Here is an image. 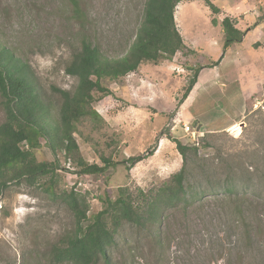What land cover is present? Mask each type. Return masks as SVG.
Returning <instances> with one entry per match:
<instances>
[{
  "label": "rangeland",
  "instance_id": "374dc122",
  "mask_svg": "<svg viewBox=\"0 0 264 264\" xmlns=\"http://www.w3.org/2000/svg\"><path fill=\"white\" fill-rule=\"evenodd\" d=\"M146 1L77 0L81 11L76 14L71 0H0V47L27 64L56 116L61 97L55 89L77 87L65 68L82 42L110 58L124 57L144 22ZM211 2L219 15L203 0H183L175 20L184 49L172 60L143 63L127 77L105 81L112 95L93 105L99 117L77 125L81 158L103 166L105 157L115 166L103 174L80 175L63 153L55 159L43 139L35 150L39 162L59 161L57 192L85 196V227L119 188L149 191L181 169L182 157L168 136L190 145L196 139L184 133V126L197 129V119L207 126L200 130L211 134L205 139L209 147L198 152L203 168L191 167L190 181L214 192L168 210L162 224L149 230L124 226L108 264H264V39L251 43L257 37L252 35L245 41L244 66L239 68L232 49L220 65L211 66L223 55L222 20H245L246 31L253 21L264 20V0ZM201 67L206 68L189 101L178 107L183 88ZM4 121L0 97V125ZM206 128L213 130L204 133ZM150 152L127 169L128 158ZM226 180L236 181L238 193L223 191ZM46 185L49 178L37 187L12 185L0 195V264H56L52 248L76 223L62 199L43 190ZM97 264L107 263L101 258Z\"/></svg>",
  "mask_w": 264,
  "mask_h": 264
},
{
  "label": "trees",
  "instance_id": "16d2710c",
  "mask_svg": "<svg viewBox=\"0 0 264 264\" xmlns=\"http://www.w3.org/2000/svg\"><path fill=\"white\" fill-rule=\"evenodd\" d=\"M182 1L147 0L144 22L138 29L136 41L122 58L105 56L97 46L83 41L65 68L66 74L77 80V87L73 92L55 89L61 97L56 116L45 102L27 64L0 47V97L5 112V121L0 125V195L12 185L37 187L49 178V185L44 186L43 190L53 199L60 197L74 215L76 223L75 230L52 248L51 256L56 264H97L101 258L108 264L110 252L116 246L117 236L124 226L149 230L162 224L168 210L188 207L214 192L203 190L190 181L193 175L191 167L192 170L195 167L203 168L198 152L203 146L209 147L205 139L211 134L197 137L190 145L168 136L182 157L181 169L149 191L137 189L132 193L128 188H119L118 195L114 199L106 198L104 209L84 227V222L89 219L85 196L74 191L57 192L55 178L59 161L39 162L35 154L43 139L55 159L58 153H63L66 159L75 163L80 175L103 174L116 165L105 157L102 158L103 166L88 164L81 158L74 136L77 125L87 118L99 117L93 105L112 95L104 85L105 81L114 82L127 77L143 63L157 65L161 60H172L184 49L185 44L175 20L176 8ZM71 2L75 13H80L77 0ZM203 2L213 15L221 13L211 0ZM211 23L217 26L218 20L213 18ZM220 25L225 38L224 55L232 45L242 42L249 31L238 29L236 21L230 17H225ZM223 55L211 66L219 65ZM204 68L197 69L187 82L178 107L188 99ZM96 94L101 96L96 97ZM153 154L150 152L128 158L127 169L131 170ZM223 191L228 195L238 193L236 181H224Z\"/></svg>",
  "mask_w": 264,
  "mask_h": 264
},
{
  "label": "crops",
  "instance_id": "0c3cea01",
  "mask_svg": "<svg viewBox=\"0 0 264 264\" xmlns=\"http://www.w3.org/2000/svg\"><path fill=\"white\" fill-rule=\"evenodd\" d=\"M185 11L188 12V10H186V9H185ZM230 18H232V16ZM234 21H236V26H237L238 29H240L241 31H245L244 26H243L245 24V20L241 21V20H238V19H234ZM253 26L254 27L247 28L249 30V32L246 34V36H244L242 42L232 45L226 52H224L223 59H225L226 53L229 52L232 49L233 53H235L234 54L235 60H237L239 68H240V66H244L241 63V59H243L245 57V53H243L244 52V46H245L244 43H245V41L252 35H256L257 37L254 40H252L251 43L258 42V41L262 42L263 39H264V20L253 21ZM185 27H186V25H185ZM247 29H246V31H247ZM220 64H221V62H220ZM237 73L239 74V71ZM238 78H239L240 83H242V85L244 83H248L246 80L243 79L242 74L238 75ZM197 84H198V82L196 83L195 87L197 86ZM245 86H247V85H245ZM195 87H194V89H195ZM194 89L192 90V92L194 91ZM192 92L190 93L188 99L185 101L184 105L187 104V102L189 101ZM197 121H198L197 124H198V126H201V129L204 128V126H206V125H204V123H200V120L197 119ZM212 130H213V128H212ZM212 130L210 131V130H207V128H206V130H203V132L204 133H210V132H212Z\"/></svg>",
  "mask_w": 264,
  "mask_h": 264
},
{
  "label": "built area",
  "instance_id": "2783aa9c",
  "mask_svg": "<svg viewBox=\"0 0 264 264\" xmlns=\"http://www.w3.org/2000/svg\"><path fill=\"white\" fill-rule=\"evenodd\" d=\"M183 131L187 135H192L193 138H195V139H197V137L199 138V137L204 136V134L202 132L196 131V129H194L192 126H189V125L184 126Z\"/></svg>",
  "mask_w": 264,
  "mask_h": 264
},
{
  "label": "water",
  "instance_id": "95a60500",
  "mask_svg": "<svg viewBox=\"0 0 264 264\" xmlns=\"http://www.w3.org/2000/svg\"><path fill=\"white\" fill-rule=\"evenodd\" d=\"M195 128H197V131H200L201 126H198V124H195Z\"/></svg>",
  "mask_w": 264,
  "mask_h": 264
},
{
  "label": "bare ground",
  "instance_id": "6f19581e",
  "mask_svg": "<svg viewBox=\"0 0 264 264\" xmlns=\"http://www.w3.org/2000/svg\"><path fill=\"white\" fill-rule=\"evenodd\" d=\"M182 10H184V8H182ZM177 14V13H176Z\"/></svg>",
  "mask_w": 264,
  "mask_h": 264
},
{
  "label": "clouds",
  "instance_id": "9594fccd",
  "mask_svg": "<svg viewBox=\"0 0 264 264\" xmlns=\"http://www.w3.org/2000/svg\"><path fill=\"white\" fill-rule=\"evenodd\" d=\"M201 130V129H200ZM196 131H197V129H196ZM198 132H200V131H198Z\"/></svg>",
  "mask_w": 264,
  "mask_h": 264
}]
</instances>
